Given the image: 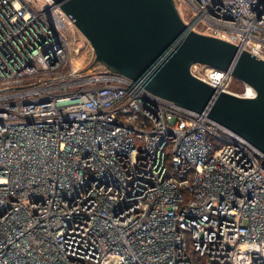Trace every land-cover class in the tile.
Wrapping results in <instances>:
<instances>
[{
    "label": "built area",
    "instance_id": "obj_1",
    "mask_svg": "<svg viewBox=\"0 0 264 264\" xmlns=\"http://www.w3.org/2000/svg\"><path fill=\"white\" fill-rule=\"evenodd\" d=\"M174 1L264 61V0ZM190 73L256 95L231 70ZM195 262L264 264V154L94 64L54 0H0V264Z\"/></svg>",
    "mask_w": 264,
    "mask_h": 264
},
{
    "label": "water",
    "instance_id": "obj_2",
    "mask_svg": "<svg viewBox=\"0 0 264 264\" xmlns=\"http://www.w3.org/2000/svg\"><path fill=\"white\" fill-rule=\"evenodd\" d=\"M90 43L94 64L148 93L207 117L264 154V61L225 40L193 31L174 0H54ZM202 64L231 70L256 93L242 98L190 73Z\"/></svg>",
    "mask_w": 264,
    "mask_h": 264
},
{
    "label": "trees",
    "instance_id": "obj_3",
    "mask_svg": "<svg viewBox=\"0 0 264 264\" xmlns=\"http://www.w3.org/2000/svg\"><path fill=\"white\" fill-rule=\"evenodd\" d=\"M233 88H234L235 90H241V84H240L239 82H235ZM195 264H201V263H199V262H195Z\"/></svg>",
    "mask_w": 264,
    "mask_h": 264
},
{
    "label": "rangeland",
    "instance_id": "obj_4",
    "mask_svg": "<svg viewBox=\"0 0 264 264\" xmlns=\"http://www.w3.org/2000/svg\"><path fill=\"white\" fill-rule=\"evenodd\" d=\"M86 58H87V56H86V55H85V56H83V57H82V59L80 60V62H81V61H84V62H85Z\"/></svg>",
    "mask_w": 264,
    "mask_h": 264
}]
</instances>
